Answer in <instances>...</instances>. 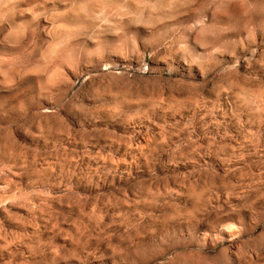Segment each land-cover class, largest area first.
Here are the masks:
<instances>
[{
	"label": "clouds",
	"instance_id": "obj_1",
	"mask_svg": "<svg viewBox=\"0 0 264 264\" xmlns=\"http://www.w3.org/2000/svg\"><path fill=\"white\" fill-rule=\"evenodd\" d=\"M0 264H264V0H0Z\"/></svg>",
	"mask_w": 264,
	"mask_h": 264
}]
</instances>
